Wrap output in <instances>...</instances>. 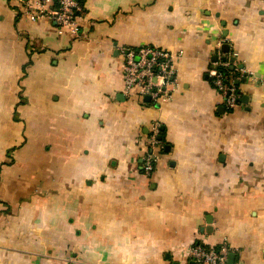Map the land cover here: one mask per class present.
<instances>
[{
  "label": "crops",
  "instance_id": "obj_1",
  "mask_svg": "<svg viewBox=\"0 0 264 264\" xmlns=\"http://www.w3.org/2000/svg\"><path fill=\"white\" fill-rule=\"evenodd\" d=\"M26 1L0 0V264H196L223 242L264 264V0H83L78 38ZM141 45L183 52L157 102L125 91ZM224 54L245 72L231 112Z\"/></svg>",
  "mask_w": 264,
  "mask_h": 264
},
{
  "label": "built area",
  "instance_id": "obj_2",
  "mask_svg": "<svg viewBox=\"0 0 264 264\" xmlns=\"http://www.w3.org/2000/svg\"><path fill=\"white\" fill-rule=\"evenodd\" d=\"M22 11L32 22L48 20L55 23L59 35L78 38L82 32L81 20L85 12L83 0H28ZM120 53L126 94L136 92L155 102L167 96V89L176 76V59L183 52L173 54L166 49L141 45L137 48H121ZM231 57L227 54L219 55L210 70L212 84L222 95L223 105L228 112L233 111L239 103L240 91L236 82L242 80L245 73L243 68L237 67L230 60ZM232 68L233 72L228 71ZM160 135L161 125L153 123L148 139L141 146L145 150L141 169L149 177L155 172L156 150L163 148ZM233 253L234 250L226 242L218 247L194 243L185 252V258L196 264H229V257Z\"/></svg>",
  "mask_w": 264,
  "mask_h": 264
},
{
  "label": "water",
  "instance_id": "obj_3",
  "mask_svg": "<svg viewBox=\"0 0 264 264\" xmlns=\"http://www.w3.org/2000/svg\"><path fill=\"white\" fill-rule=\"evenodd\" d=\"M226 47V46H225ZM226 51V50H225ZM231 61H234V59H232ZM146 100H150L149 97L146 98ZM234 259H235V256L234 255H231L230 258H229V264H233L234 262Z\"/></svg>",
  "mask_w": 264,
  "mask_h": 264
},
{
  "label": "trees",
  "instance_id": "obj_4",
  "mask_svg": "<svg viewBox=\"0 0 264 264\" xmlns=\"http://www.w3.org/2000/svg\"><path fill=\"white\" fill-rule=\"evenodd\" d=\"M231 69H228V71H230ZM232 71V70H231ZM160 137H161V135H160Z\"/></svg>",
  "mask_w": 264,
  "mask_h": 264
}]
</instances>
